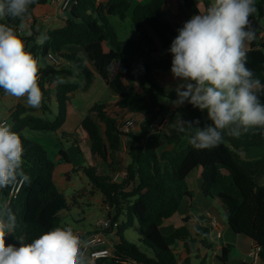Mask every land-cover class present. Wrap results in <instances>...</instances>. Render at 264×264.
Masks as SVG:
<instances>
[{"label": "trees", "instance_id": "1", "mask_svg": "<svg viewBox=\"0 0 264 264\" xmlns=\"http://www.w3.org/2000/svg\"><path fill=\"white\" fill-rule=\"evenodd\" d=\"M47 2L38 0L30 6L29 16L35 7ZM178 3L176 13L168 11L166 0H148L135 5L130 12V21L136 38L122 42L117 39L107 17L123 20L130 8L128 0H72L63 11L66 16L62 18V25L42 33L49 37L43 45L31 46L29 52L48 63L40 67L39 72L38 83L43 92L41 107L17 104L9 115L11 130L18 133L23 142V168L31 183L20 185L14 198H9L12 186L0 190V204L7 203L17 218L16 229L6 237V244L19 246L21 237L25 243H30L59 227V213L67 206L53 180L54 163L48 159L46 151L25 138L22 131L58 132L66 120L70 95L80 87L71 79L79 74L83 85L88 86L96 74L118 96L113 104L117 112L137 115L142 120L138 131L128 135L129 160L119 182H112V177L100 175L92 167L86 173L111 211L108 218L119 221L113 236L112 257L86 264H176L174 244L182 242L189 253L196 238H200V243L208 247V229L205 228L194 227L192 235L184 226L169 235L160 232L162 222L176 213L183 199L191 197L186 178L196 168L201 169L202 193L219 200L226 208L229 229L257 244L260 264H264V186L255 183V178L264 173V158L244 160L240 156V152L264 145V129H249L240 138L225 134L218 147L204 150L194 149L189 143L191 130L180 132L176 139L167 137L164 141L150 133L164 107L158 97L165 93L153 75L170 72L172 66V61L159 57L157 51L169 48L178 30L199 12L195 0H178ZM255 4L257 11L250 17L253 28L263 16L264 0H257ZM0 22L14 27L19 23L10 18ZM22 39L34 42L23 35ZM69 45L81 47L87 60L65 52L63 48ZM104 45H107L106 50ZM48 56L56 59L58 64L50 62ZM62 63L70 66H61ZM247 67L255 78L264 82V41L250 42ZM57 78H63L64 83H55ZM259 95L264 103V93ZM109 107V104L93 105L79 126L87 137L91 155L99 157L109 171L117 172L115 163L110 165L108 157L120 150L122 141L118 123L108 113ZM185 107L184 121L199 120L200 127L211 123L203 120L201 111L190 103ZM99 123L103 125L102 131ZM59 157L60 161L70 163L62 150ZM133 223L137 224L143 250L122 236ZM230 248L229 245L221 247L218 257L221 263L227 261ZM181 264H191L190 258H184Z\"/></svg>", "mask_w": 264, "mask_h": 264}, {"label": "clouds", "instance_id": "2", "mask_svg": "<svg viewBox=\"0 0 264 264\" xmlns=\"http://www.w3.org/2000/svg\"><path fill=\"white\" fill-rule=\"evenodd\" d=\"M38 0H0V21H19L14 27L0 22V89L27 105L40 108L43 92L39 86L40 61L28 50L23 34L31 35L26 18ZM257 11L255 0H212L206 11L186 21L172 41L171 73L181 82L175 87L173 106L185 102L207 110L211 121L175 122L176 130H191L189 143L194 149L218 147L226 134L240 138L249 129H264V82L247 67V44L256 37L250 17ZM43 34L35 43L43 45ZM55 83H64L57 78ZM24 147L20 135L7 122H0V190L12 185L30 184L23 168ZM17 226L16 215L7 203L0 204V264H86L84 251L91 241L84 240L70 226L55 227L30 243L19 238V246L6 244V237Z\"/></svg>", "mask_w": 264, "mask_h": 264}, {"label": "rangeland", "instance_id": "3", "mask_svg": "<svg viewBox=\"0 0 264 264\" xmlns=\"http://www.w3.org/2000/svg\"><path fill=\"white\" fill-rule=\"evenodd\" d=\"M49 1V0H48ZM95 1V0H93ZM198 1V0H197ZM63 16H66V13ZM263 17H264V6H263ZM109 23L120 32L119 26H131L130 21H125L122 23L117 17H109ZM124 33H126L124 31ZM24 38H27V34H24ZM175 39L172 38V41ZM169 48L162 50L158 49L157 55L159 57L168 59L172 61V54L169 52ZM75 74V73H74ZM170 76L168 79L166 76ZM154 79L164 88V96L158 97V101L164 106L161 117H165L168 122L167 130L168 135H172L174 139L179 135V131L176 130L175 122L179 117L184 121V116L187 114L185 102L182 107L178 110H173L172 101L177 99L175 92V87L181 81L178 78H174L171 71L170 72H156L154 73ZM71 81L76 82L80 85L79 89L76 90L72 95H70L69 102L67 105L66 120L59 129L58 132H37V131H27L28 133L23 135L35 143L39 144L45 151L48 159L54 163V173L53 180L56 181L57 178L61 177L60 181H64V172H68L67 183L63 182L58 184V191H60L65 197V203L67 209L60 212V225L59 227L70 226L74 231H88L93 229L95 222L103 218L108 217L107 205L103 202V197L101 193L92 186L86 173L88 168L92 167L97 170L100 175L108 174L110 177L116 172L109 171L107 167L99 157L92 156L89 148L88 141L86 142L83 136L84 132L78 127L76 129V120H81L87 113V111L95 104H105L112 101L113 93L112 91L102 85L100 79H92L91 84L84 86L82 83V77L76 74ZM17 101L24 103L26 100L23 98L17 99L16 97L7 95L5 92H0V121H5L9 124L8 112L14 107ZM53 109L55 111V105L53 104ZM109 114L114 117L118 123V128L122 125L123 120L126 118V114L117 112L116 109H109ZM201 111V110H200ZM202 119H207V110L201 111ZM51 119V118H50ZM170 119V120H169ZM138 122L134 125L131 131H138ZM158 123V122H157ZM100 131L103 130V125L98 124ZM129 130L128 132L121 133L122 146L120 150L116 153H111L108 157L110 165L115 163L117 172H123L125 165L128 163V144L130 142L129 134H132ZM72 133L71 136H67L66 133ZM134 134V133H133ZM43 136H48L47 139ZM52 136V137H51ZM164 136V135H162ZM45 140L49 141L47 143ZM53 140V143L52 141ZM54 141L58 142V147L60 150L66 153L70 163L60 161L59 155L54 150ZM73 141V144H72ZM164 141V138H163ZM258 150V149H255ZM261 152L264 151V147L259 149ZM64 171V172H63ZM124 173V172H123ZM121 179H119L120 181ZM56 184V183H55ZM101 200V203L99 202ZM123 238L135 245L138 249L143 250V246L140 244L141 235L138 231L136 223H133L129 228H127L122 233ZM113 239V238H112ZM113 241V240H112ZM205 264L208 263L206 259Z\"/></svg>", "mask_w": 264, "mask_h": 264}, {"label": "crops", "instance_id": "4", "mask_svg": "<svg viewBox=\"0 0 264 264\" xmlns=\"http://www.w3.org/2000/svg\"><path fill=\"white\" fill-rule=\"evenodd\" d=\"M130 4V8L125 14V17L122 21L124 23L125 21H130V12L131 9L137 5V4H143L147 2L148 0H128ZM196 5L198 7L199 13H203L206 11V8L210 5L212 0H195ZM257 0H255L256 2ZM95 2H97L95 0ZM167 6H168V11L172 13H176L178 11V0H166ZM206 4V6H205ZM46 17V19H45ZM62 18H64L62 11L60 10L59 6L57 4H52L51 0H49L45 5L42 6H37L33 10L32 16H28L26 20H31L30 23V30H31V35H27V38L34 39V42H30L29 40L25 39V46L26 50H30L31 46L33 44H36L35 41L37 37L41 36L42 33L46 30L54 29L57 27H60L62 25ZM108 21H109V17ZM45 19V20H44ZM131 23V21H130ZM120 32L115 29L116 37L119 41H131L135 40L136 38V32L133 28V25L131 23V26H126L124 30V26H119ZM254 29L256 31V37L253 41L255 43H259L260 35L264 32V17L259 19L258 23L256 22V25H254ZM124 31L126 33H124ZM35 35H34V34ZM26 34V33H25ZM23 36H25L23 34ZM250 48V43L247 44V50ZM104 49H107V45H104ZM63 50L67 53H74L77 56L86 59V55L84 53V50L81 47L78 46H65ZM158 53V51H157ZM41 67L46 65L48 62L45 61L44 59L39 60ZM68 65L69 64H64L62 63L61 66ZM168 79H170V76H166ZM93 79L98 80V76L95 74ZM161 84V83H160ZM104 85V84H102ZM105 86V85H104ZM106 87V86H105ZM162 87V86H161ZM163 88V87H162ZM164 90V88H163ZM2 91V89H0ZM27 100L26 97H22L21 99ZM113 100L105 103L109 104L108 108V113L110 112L109 109L113 108V104L117 101L118 96L113 95ZM21 104L25 107H30L27 105V102L25 101L22 103L21 101H17L15 105ZM14 105V107H15ZM13 107V108H14ZM180 107H175L173 110H178ZM13 108L8 112V119H10L9 115ZM122 114H126V119H132L133 120V126L130 128V131L132 128H134V125L136 124V121L138 122L137 124L141 122L142 118L137 115H130L125 112H120ZM67 118V116H66ZM170 120V119H169ZM81 121V120H80ZM79 120H76V129L79 127ZM3 122V121H0ZM5 122V121H4ZM158 122V123H157ZM156 122L158 128H153L151 129V134L152 135H157L160 137L161 141L169 137L173 138L172 135H168V130H167V125L169 121L165 117H159L158 121ZM165 122H168L164 124ZM9 125L11 123L9 122ZM28 130L22 131V135L27 134ZM31 131V130H29ZM38 132V131H37ZM137 131H131V133H136ZM67 136H71L72 133L67 132ZM164 135V136H162ZM84 138L87 142V137L85 133L83 134ZM45 139H47L48 136H43ZM52 137V136H51ZM28 139V138H27ZM30 140V139H29ZM47 143L49 141L45 140ZM53 143V140H51ZM54 144L56 147H54V150L57 152V155H59L60 148L58 147V142L54 141ZM73 144V141H72ZM264 147V145L260 147H254L249 149L246 152H240V156L244 160H256L260 158H264V151L261 152L259 149ZM258 149V150H255ZM60 158V157H59ZM64 172V171H63ZM64 181L67 183L68 181V172H64ZM61 180V177L57 178L55 183L58 188V184H62V187H64V184ZM255 183L258 186H264V173L261 176H258L255 178ZM186 184L188 190L191 192V197L183 199L182 202L180 203L176 213L170 217L169 219H166L162 222L160 226V232L163 235H169L171 234L174 229L184 226L189 234L192 235L193 228L194 227H199V228H205L208 229V234L206 238V244L208 247H204L200 243V238H196L195 243L190 247L189 253H186L184 250V247L182 245V242H178L174 244L173 250L177 258L176 264H181V261L188 257L191 260V264H205L206 259H208L209 264H251V259L249 257V252L253 246L252 241H250L247 237L243 235H237L234 234L228 227L227 219H226V208L219 202L217 199H212L209 197H206L202 191H201V184H202V179H201V169L196 168L192 170L189 175L186 178ZM59 189V188H58ZM101 203V200H99ZM108 208V206H107ZM111 213L110 209L108 208V215ZM214 220L215 226L211 227L209 225V221ZM93 229H89L88 231L85 232H90ZM83 232V231H79ZM109 243H113V236L115 233H110L109 232ZM229 245L231 248L229 249V254L227 261L225 263H221L218 259L221 253V247Z\"/></svg>", "mask_w": 264, "mask_h": 264}, {"label": "built area", "instance_id": "5", "mask_svg": "<svg viewBox=\"0 0 264 264\" xmlns=\"http://www.w3.org/2000/svg\"><path fill=\"white\" fill-rule=\"evenodd\" d=\"M71 1L72 0H51V3L57 4L61 11H65L68 9ZM96 1L102 2L105 0H96ZM26 22L30 27L31 20H26ZM263 41H264V32L260 35V39H259V42H263ZM34 56L39 60L38 56L36 55ZM48 59L53 64L55 65L58 64V61L54 59L52 56H48ZM132 126H133L132 119L123 120L122 125L119 127V132L120 133L128 132ZM153 128L155 129L158 128L156 123L152 126V129ZM123 177H124L123 172L122 173L116 172L112 177V182H119V179H122ZM19 187L20 185H12L9 191V198L15 197V195L18 193ZM118 224L119 221L113 222L110 218L106 217L96 221L93 230L90 232L74 231L77 234H79L82 239L91 241V246L83 250L86 263H91L95 260L112 257V248H111L112 245L111 243L108 242L110 234L107 233V231L109 230L110 233H115L117 231ZM209 225L211 227L215 226L214 220H210ZM259 251H260V247L257 244H253L249 252L251 264H260Z\"/></svg>", "mask_w": 264, "mask_h": 264}, {"label": "water", "instance_id": "6", "mask_svg": "<svg viewBox=\"0 0 264 264\" xmlns=\"http://www.w3.org/2000/svg\"><path fill=\"white\" fill-rule=\"evenodd\" d=\"M255 25H256V23H255Z\"/></svg>", "mask_w": 264, "mask_h": 264}]
</instances>
